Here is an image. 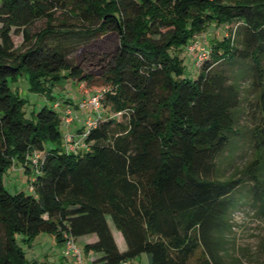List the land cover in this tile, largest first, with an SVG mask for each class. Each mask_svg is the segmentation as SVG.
<instances>
[{"label":"trees","instance_id":"trees-1","mask_svg":"<svg viewBox=\"0 0 264 264\" xmlns=\"http://www.w3.org/2000/svg\"><path fill=\"white\" fill-rule=\"evenodd\" d=\"M210 25L233 30L208 40ZM236 63L259 88L245 130L239 81L218 69ZM22 74L45 97L29 117L10 85ZM69 79L108 87L75 151L53 106ZM243 133L251 158L223 177L219 157ZM14 161L32 189L11 193L0 179V264H36L17 236L30 244L40 233L100 252L91 264L141 253L147 264H240L228 248L239 189L264 218V0H0V175Z\"/></svg>","mask_w":264,"mask_h":264},{"label":"rangeland","instance_id":"rangeland-1","mask_svg":"<svg viewBox=\"0 0 264 264\" xmlns=\"http://www.w3.org/2000/svg\"><path fill=\"white\" fill-rule=\"evenodd\" d=\"M44 20H37L34 28L43 26ZM233 29L231 27L223 28L219 26L210 25L205 33V37L209 40L211 38H222L229 34ZM11 36L15 46H19L22 41V36L14 31L12 28ZM197 41V39H196ZM192 42L187 48L189 51H194L197 42ZM186 63L189 65L191 61L186 58ZM218 69L228 78H237L240 86V104L238 109V129L240 127H251L259 113L258 105V86L253 82V71L248 65L242 66L240 63L234 65L222 64ZM12 89H17L21 96L27 99L25 110L26 115H30L31 109H37L39 105L45 101V97L38 96L34 92L29 91L26 75L22 74L17 81L10 83ZM107 86L100 84H87L86 81H73L71 79L60 83L53 88L52 94L64 103H69L78 113L79 120L86 114L94 115L93 111L88 108L80 106L90 93L99 90H107ZM83 96V97H82ZM69 99V102H65ZM47 101V100H46ZM106 109V108H105ZM58 111H61L58 109ZM103 110L100 109V112ZM86 112V114H85ZM61 132L65 133V125L61 124ZM245 132V131H244ZM251 158V149L248 139V134L243 133L236 136L234 143L228 146L219 157V166L223 177L229 175L233 168L242 166ZM0 179L4 187L11 193L17 191L29 192L30 181L29 174L25 172L24 166L18 161H14L6 170H4ZM243 192L245 188L239 189L235 197L239 199L237 206L232 210L230 222L231 232L229 234L228 248L229 252L239 257L240 264H264V218L257 214L256 209L246 202L247 197ZM110 226L114 233H116L117 240L120 245L124 243V239L118 231L111 219L108 217ZM118 234V235H117ZM18 244L23 248L26 257L29 260H37L36 264H62L66 259H61L58 255L60 246L57 245L52 235L47 233H40L38 237L30 244L21 240V236H17ZM80 244V242L78 241ZM125 244V243H124ZM81 245V244H80ZM80 247V246H79ZM73 260L68 261V264H79L76 258L68 256ZM84 258V252L83 257ZM148 257L145 253L130 259L127 264H147ZM230 262V260H229ZM229 264V263H228Z\"/></svg>","mask_w":264,"mask_h":264},{"label":"built area","instance_id":"built-area-1","mask_svg":"<svg viewBox=\"0 0 264 264\" xmlns=\"http://www.w3.org/2000/svg\"><path fill=\"white\" fill-rule=\"evenodd\" d=\"M201 53L198 55V60L202 59L207 53V49L204 47L201 48ZM104 90H99L96 92L90 93L84 100L81 101L80 106L84 108L91 109L94 113V115H89L85 118L84 125L82 131L79 132H70L66 131L63 135V146L66 151H75L78 148H81L84 146L83 138L85 137L86 133L88 132V129L96 124L97 117L100 116V106H101V97ZM53 106L56 109H60L61 119L65 126L69 127L75 123H78L79 117L76 110L70 105L69 103H64L60 100H56L53 103ZM40 160V155L35 153L34 156H32V164L38 163ZM29 189L31 190L32 187L30 185ZM61 253L64 256L72 254L77 262L79 264L82 263L81 259V248L79 247L77 241L75 238L71 236H67L66 240L62 246ZM123 264H126L124 262Z\"/></svg>","mask_w":264,"mask_h":264},{"label":"crops","instance_id":"crops-1","mask_svg":"<svg viewBox=\"0 0 264 264\" xmlns=\"http://www.w3.org/2000/svg\"><path fill=\"white\" fill-rule=\"evenodd\" d=\"M83 97V96H82ZM85 114H86V112H85ZM90 115V113H88V114H86V116L85 115H83L84 117L83 118H81L79 121H78V123H75V124H73V125H71V126H69V127H67V126H65V132L66 131H70V132H79L80 130H81V127H82V125H84V121H85V118L87 117V116H89ZM112 232H113V230H112ZM121 233V232H120ZM113 235H114V237H115V239H116V242H117V244H118V247H119V249L120 250H125L126 249V243L124 244L123 242H122V245H120L119 244V242H118V240H117V237H116V233H114L113 232ZM118 235V234H117ZM122 235V234H121ZM38 237V236H37ZM53 237V236H52ZM54 238V237H53ZM85 238V237H84ZM83 237L82 238H79V239H84ZM55 240V239H54ZM56 242V241H55ZM78 242V241H77ZM57 245H59L60 246V249H61V247L63 246L62 244H57ZM78 245L80 246V248H81V257H83V252H84V258H82V263L83 264H91L92 263V260L94 259V258H96V257H98L99 255H101V253L100 252H95V251H89V252H85L83 249H82V246L78 243ZM60 257H61V259H66V261H64V262H62V264H68L69 262L68 261H71V260H73V258H68V256H72L73 257V255L72 254H70V255H67V256H64L62 253H61V250L59 251V254H58ZM36 260V259H35ZM36 262H37V260H36ZM74 264V263H73Z\"/></svg>","mask_w":264,"mask_h":264}]
</instances>
